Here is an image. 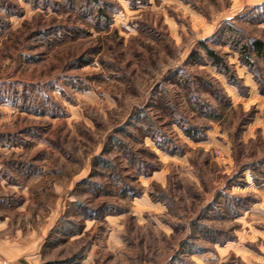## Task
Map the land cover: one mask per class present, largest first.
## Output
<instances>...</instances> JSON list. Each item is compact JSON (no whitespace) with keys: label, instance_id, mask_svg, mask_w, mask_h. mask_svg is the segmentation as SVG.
<instances>
[{"label":"rangeland","instance_id":"obj_1","mask_svg":"<svg viewBox=\"0 0 264 264\" xmlns=\"http://www.w3.org/2000/svg\"><path fill=\"white\" fill-rule=\"evenodd\" d=\"M254 39L264 0H0V264H264Z\"/></svg>","mask_w":264,"mask_h":264},{"label":"trees","instance_id":"obj_2","mask_svg":"<svg viewBox=\"0 0 264 264\" xmlns=\"http://www.w3.org/2000/svg\"><path fill=\"white\" fill-rule=\"evenodd\" d=\"M203 50L216 67L222 68L223 60L214 50L208 47H204ZM239 54L242 64L247 66L253 73L256 72L252 55L259 59L264 65V41L261 39H254L250 44H244L239 50ZM254 74L257 76L256 73ZM233 84L237 86V83L234 81Z\"/></svg>","mask_w":264,"mask_h":264}]
</instances>
